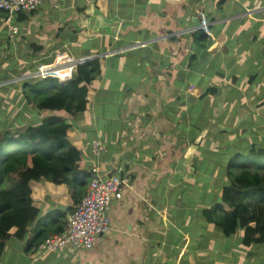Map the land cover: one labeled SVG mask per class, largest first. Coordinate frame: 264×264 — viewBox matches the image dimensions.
<instances>
[{
	"label": "crops",
	"instance_id": "0c3cea01",
	"mask_svg": "<svg viewBox=\"0 0 264 264\" xmlns=\"http://www.w3.org/2000/svg\"><path fill=\"white\" fill-rule=\"evenodd\" d=\"M98 17L116 23L115 34L94 31ZM197 30L205 48L192 41ZM96 55L88 108L67 122L84 169L102 165L124 182L111 229L91 251L41 258L10 237L0 264H264V243L245 245V228L229 236L209 228L203 214L231 184L228 165L264 150V0H42L32 14L0 16V137L55 116L36 109L25 86L40 81V66L64 80L72 59ZM196 138L185 176L172 184ZM90 140L104 145L99 157L83 148ZM248 158L264 164V156ZM29 185L40 217L69 206L64 187Z\"/></svg>",
	"mask_w": 264,
	"mask_h": 264
},
{
	"label": "trees",
	"instance_id": "16d2710c",
	"mask_svg": "<svg viewBox=\"0 0 264 264\" xmlns=\"http://www.w3.org/2000/svg\"><path fill=\"white\" fill-rule=\"evenodd\" d=\"M0 16L7 17L3 11ZM191 36L199 47L207 46V35L203 31L197 30ZM99 75V60L95 59L77 65L71 78L64 82L46 77L25 84L30 88L27 92L31 94L33 106L51 111L55 116L46 118L36 127H27L20 134L4 133L0 137V250L5 241L14 237L24 240L26 252L37 257V247L46 237L64 230L67 212L84 197L92 177L91 169H84L82 144L69 143L74 131L67 120L87 110L89 84ZM210 92L207 90L203 95ZM249 155L263 157L264 150H252ZM248 156H238L228 165L231 184L219 190L217 204L203 210L208 227L218 228L226 236L237 228H245V245L264 243V175L257 168H263L264 164L250 162ZM100 173L110 176L115 170L105 171L101 165ZM41 180L65 188L69 202L65 210L57 208L40 217L29 184ZM223 205L231 211L223 210ZM251 222L253 228L248 227Z\"/></svg>",
	"mask_w": 264,
	"mask_h": 264
},
{
	"label": "built area",
	"instance_id": "2783aa9c",
	"mask_svg": "<svg viewBox=\"0 0 264 264\" xmlns=\"http://www.w3.org/2000/svg\"><path fill=\"white\" fill-rule=\"evenodd\" d=\"M41 2L42 0H0V11L6 13L5 21H8L19 14H32L39 8ZM10 32L17 34L18 30L12 27ZM58 56L52 64L57 63ZM72 60L75 63L72 65L70 75L78 62V59ZM40 67L35 77H42V79L51 77L40 74ZM70 75L64 80L58 79L59 82L70 79ZM83 148L88 149L94 157H99L105 151L100 140H90L84 144ZM90 172L92 177L87 185L86 193L68 214L64 230L46 237L35 251L37 257L63 249L91 251L98 238L109 233L111 229L108 215L110 205L123 190L124 182L116 174L110 176L101 174L98 166H93Z\"/></svg>",
	"mask_w": 264,
	"mask_h": 264
},
{
	"label": "water",
	"instance_id": "95a60500",
	"mask_svg": "<svg viewBox=\"0 0 264 264\" xmlns=\"http://www.w3.org/2000/svg\"><path fill=\"white\" fill-rule=\"evenodd\" d=\"M92 17H94V15L91 14L89 20L92 19ZM88 21V20H87ZM89 25L90 22L88 21ZM88 26V24H87ZM86 27V26H84ZM94 31H99L100 29H109V31L112 34H115V29L117 27V24L114 22H106L102 17H98L96 19V22H94V25L92 26ZM101 57V55H96V56H89V57H85V58H80L78 59L77 65H81L84 63H87L89 61L95 60L97 58ZM199 138H196L195 141L192 143V145L190 146L189 150L186 152V154L183 157V163L181 168L175 172L172 176H171V183L172 184H178L179 181L185 176L186 173V168L189 167L191 159L193 157L194 151L197 148V143L199 142Z\"/></svg>",
	"mask_w": 264,
	"mask_h": 264
},
{
	"label": "rangeland",
	"instance_id": "374dc122",
	"mask_svg": "<svg viewBox=\"0 0 264 264\" xmlns=\"http://www.w3.org/2000/svg\"><path fill=\"white\" fill-rule=\"evenodd\" d=\"M7 23V22H6ZM5 26H7L6 24H5ZM11 25L9 24L8 26H7V28H9V29H11ZM7 28L5 29V31L7 30ZM11 33V32H10ZM42 79V77H39V78H36V80H41Z\"/></svg>",
	"mask_w": 264,
	"mask_h": 264
}]
</instances>
